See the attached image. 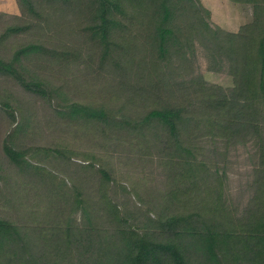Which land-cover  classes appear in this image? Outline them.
Wrapping results in <instances>:
<instances>
[{"label":"trees","instance_id":"trees-1","mask_svg":"<svg viewBox=\"0 0 264 264\" xmlns=\"http://www.w3.org/2000/svg\"><path fill=\"white\" fill-rule=\"evenodd\" d=\"M20 1L35 20L80 22L95 50L51 38L55 47H45L41 26L0 14V80L55 105L49 125L62 136L48 153L65 178L35 165L24 130L5 137L0 184L10 211H0V264H264V0H230L255 9L238 34L212 30L199 0ZM129 28L149 35L147 61L132 58ZM199 44L210 72L227 70L233 89L197 75ZM67 57L84 67L74 81L39 74ZM9 94L0 92V109L15 121ZM77 137L135 155L138 182L130 190L117 182L106 156L69 155ZM240 149L255 194L239 219L219 168ZM147 166L158 174L139 172ZM123 195L135 197L132 213Z\"/></svg>","mask_w":264,"mask_h":264},{"label":"rangeland","instance_id":"rangeland-1","mask_svg":"<svg viewBox=\"0 0 264 264\" xmlns=\"http://www.w3.org/2000/svg\"><path fill=\"white\" fill-rule=\"evenodd\" d=\"M3 5L0 6V9L4 8L8 10L9 4L7 3V6L5 7ZM11 5L13 7V4ZM196 6L203 7L209 12L210 18H204L206 20V23L212 28V30L220 29L227 33L238 34L241 29L252 25L255 22V9L252 5L236 4L231 2L230 0H199V3ZM22 7L23 15H13L12 11L9 12L11 14H0L7 16V18L19 17L41 26L42 31L40 38L41 42L44 41L43 45L45 47H55L56 44L54 42L46 39L51 38L56 42L59 41L70 48H79L87 51L95 50V43L92 42L86 34L81 32L80 27L82 26V24H80V22H72L71 20L63 21L54 16H48L45 19L35 20L29 14L23 4ZM6 20L8 19H2V21ZM120 20L124 24L127 23L124 18H121ZM4 27L6 28L4 22H1L0 31H2ZM35 35H38L37 31H34V33H30L19 43H27L29 40L35 39L33 38V36ZM128 40L131 44L132 58L147 61L149 59L150 48L149 35L143 33L138 29L129 28ZM194 55L197 59V75L203 78L206 83L223 88L224 90H230L234 88L233 79L228 75L227 70H223L219 74L210 72L209 56L205 53L200 44L194 52ZM40 58L34 56L33 59ZM64 60L69 61L64 63L60 61L59 63L61 64H59L57 67L54 64H47L46 67L40 66L42 67V69L39 74L41 76L45 72L50 75L53 74V80L56 83L60 81L59 76L61 75H63V78H66V80L73 78L72 80L74 81L76 76L81 75L84 67L81 65V62L73 61L70 57H67ZM103 77L106 78L111 76L106 73L105 75H103ZM3 82L5 81L0 80V92H9V96H11L17 103V106H13V108L19 109L21 113L17 110L18 112L14 114V121L10 117L12 111H5L3 109H0V145L3 143L5 137H8V134H12L16 129L19 128L24 130V132H22L21 139H23L24 141V148L28 151V153L30 152L32 156H35L36 162L40 164L35 165L44 168L49 172H52L59 178L65 179L56 171V169H59L60 167H58L59 163L57 165V162L53 161L56 158V154H53L52 152L48 153V150L52 146L50 144H53L54 142L58 143L59 136H62L59 131L56 132L52 130L49 125V123H51L52 121V117L55 116V105L50 104L47 100L42 99L41 97H36L30 94L19 84H12L11 82H7L10 83V85L8 84V86H5L2 85ZM74 84L76 83L70 84L72 91H76L78 88ZM56 87V85L52 86L53 89ZM7 99L10 100L9 98ZM15 135L18 134L16 133ZM77 139L79 141H68L69 146H66L71 150V152L68 153L69 155H77L76 150L81 148L80 150H78V153L89 151L91 156H93L94 154L99 156H106L107 160H109L110 163H108L109 168L112 170V175L117 182H124V186H127L129 190L131 188L130 186H132V183H134L135 185V181L138 182L137 179L135 180V155L126 154L121 148L115 151L109 148L97 151L90 144H86L85 141H83L82 137H77ZM79 143L82 144L79 145ZM83 148L85 150H83ZM247 153V151L240 149L238 152L232 154L229 161L230 164L219 168L221 174L226 175L225 186L228 190V199L230 200L232 206L235 209H238L239 219L249 206V202L255 194V190L251 192L253 182L255 181V171L252 168V164L249 162V156ZM128 155L131 157H129ZM0 159H4L3 156H1ZM79 164L83 165V162H79ZM53 165H55L56 167L52 168ZM142 171H144V174L146 175L150 172H154L155 176L158 174L156 168H152V166H147L146 169L139 172ZM12 184V187L16 188L18 183L16 181H13ZM0 186V211L5 208L7 209L6 212H9L10 189L4 187L1 184ZM5 189L9 191H6ZM122 199L123 203L127 205L128 211L132 213L135 209L136 204L135 197L123 195ZM11 212H13V210H11Z\"/></svg>","mask_w":264,"mask_h":264},{"label":"crops","instance_id":"crops-1","mask_svg":"<svg viewBox=\"0 0 264 264\" xmlns=\"http://www.w3.org/2000/svg\"><path fill=\"white\" fill-rule=\"evenodd\" d=\"M7 3L9 4L8 10L1 8L0 13L11 14L9 12L12 11L13 15H16V16L23 15V9H22L23 7H22L20 0H0V6L4 4L3 6L5 7L7 6ZM11 4H13V7Z\"/></svg>","mask_w":264,"mask_h":264}]
</instances>
